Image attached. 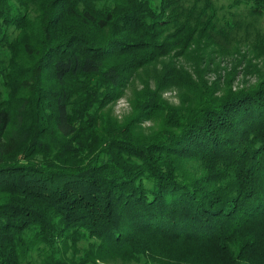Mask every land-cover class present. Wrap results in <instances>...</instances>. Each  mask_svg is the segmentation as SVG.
<instances>
[{"label": "trees", "instance_id": "1", "mask_svg": "<svg viewBox=\"0 0 264 264\" xmlns=\"http://www.w3.org/2000/svg\"><path fill=\"white\" fill-rule=\"evenodd\" d=\"M223 6L0 0V264H264V0Z\"/></svg>", "mask_w": 264, "mask_h": 264}, {"label": "rangeland", "instance_id": "2", "mask_svg": "<svg viewBox=\"0 0 264 264\" xmlns=\"http://www.w3.org/2000/svg\"><path fill=\"white\" fill-rule=\"evenodd\" d=\"M218 4L227 6V4L231 3L232 0H217ZM223 6V7H224ZM233 59L232 57H225V59H220L221 65L223 67H229L231 66V64L233 63ZM263 66V64H262ZM211 79L215 78L214 74L210 75ZM252 82L255 81V77L252 76L251 78H249ZM240 81L237 80L235 84H238ZM139 85V84H137ZM154 86V85H153ZM178 89H171L168 90L166 92V97L170 100V103L172 104H178L179 102V97H178ZM131 94L130 90L128 91V96ZM128 96L126 97H122L120 99L117 100L116 103H114V114L117 115L118 119H124L125 117H127L129 114H131L132 112H134V109L132 107V104H130L129 102V98ZM131 96V95H130ZM151 125V122H145L143 124L144 127H148Z\"/></svg>", "mask_w": 264, "mask_h": 264}]
</instances>
